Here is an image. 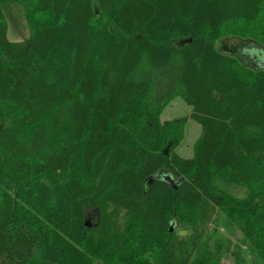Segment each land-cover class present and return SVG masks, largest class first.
Wrapping results in <instances>:
<instances>
[{
	"label": "trees",
	"instance_id": "obj_1",
	"mask_svg": "<svg viewBox=\"0 0 264 264\" xmlns=\"http://www.w3.org/2000/svg\"><path fill=\"white\" fill-rule=\"evenodd\" d=\"M5 1L30 32L0 7V264H195L218 210L264 264V0ZM228 26L246 55L217 49ZM178 95L191 157L161 119Z\"/></svg>",
	"mask_w": 264,
	"mask_h": 264
},
{
	"label": "rangeland",
	"instance_id": "obj_2",
	"mask_svg": "<svg viewBox=\"0 0 264 264\" xmlns=\"http://www.w3.org/2000/svg\"><path fill=\"white\" fill-rule=\"evenodd\" d=\"M0 7L3 9L7 20L8 38L10 40L26 38L30 32V27L24 19L22 7L18 3L5 0H0ZM227 30L228 34L215 42L217 49L222 52L237 55L240 54L238 49L255 43L248 37L232 33L233 29L229 26ZM191 111L192 107L178 95L172 98L161 112L162 120L175 117L185 118L183 123L184 136L175 148L184 157L193 156L194 144L201 132L200 124L189 116ZM212 183L215 188L225 191L231 199L242 198L248 193V188L233 185L219 174H215ZM96 213L98 214L95 211L90 213L91 223L95 221ZM176 229L181 237H185L188 233L187 227L177 225ZM194 261L195 264H259L256 249L246 241L243 234L219 210L216 211L207 232L203 236ZM96 264L103 263L97 262Z\"/></svg>",
	"mask_w": 264,
	"mask_h": 264
},
{
	"label": "water",
	"instance_id": "obj_3",
	"mask_svg": "<svg viewBox=\"0 0 264 264\" xmlns=\"http://www.w3.org/2000/svg\"><path fill=\"white\" fill-rule=\"evenodd\" d=\"M249 46H245V47H243L242 49H238V51H239V53L241 54V55H246L247 53H248V48ZM250 48H252V47H250ZM254 51L255 52H258V54L261 56L260 58H263L264 59V52L260 49V50H258L257 48H254ZM247 52V53H246ZM262 54V55H261ZM164 179L167 181V182H169V183H171L174 187H176V180L174 179V177H172V175H168V174H165L164 175ZM87 223V222H86Z\"/></svg>",
	"mask_w": 264,
	"mask_h": 264
}]
</instances>
